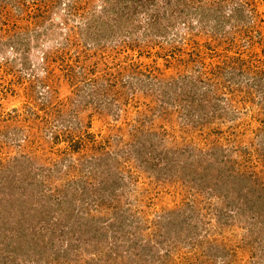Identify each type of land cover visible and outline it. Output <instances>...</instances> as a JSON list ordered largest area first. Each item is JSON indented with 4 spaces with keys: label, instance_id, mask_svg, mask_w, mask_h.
<instances>
[{
    "label": "rangeland",
    "instance_id": "obj_1",
    "mask_svg": "<svg viewBox=\"0 0 264 264\" xmlns=\"http://www.w3.org/2000/svg\"><path fill=\"white\" fill-rule=\"evenodd\" d=\"M74 1L82 20L68 17ZM157 1L163 7L156 10L170 13L168 0ZM201 3L210 6L207 33L199 31V11L146 36L142 27L107 32L102 49L76 27L86 24L85 9L102 10V0H0L8 11L5 29L16 28L0 48V264H264L263 90L244 79L236 102L210 124L197 117L213 102V94L202 95L204 85L192 103L197 119H191L199 122L189 121L179 103L167 104V114H152L144 111L143 98L136 110L131 84L121 87L120 99L110 92L101 109L96 102L102 97L88 94L95 76L102 82L98 86L105 85L125 69L121 82L132 80L137 89L131 75L138 68L176 75L179 67L166 61L179 55L185 61H225V38L233 34L244 41L255 29L264 36V0ZM239 4L258 16V28L240 25L235 32L232 16ZM148 7L140 10L141 20L149 19ZM219 16L223 27L212 28ZM188 24L193 28L184 42L172 41ZM151 37L154 44L147 45ZM257 44L263 55V43ZM85 65L94 70L83 78ZM176 77L172 88L184 79ZM49 98L53 105L45 106ZM188 150L190 158L205 153L213 165L209 171L220 170L222 160L223 169L237 171L241 165L253 173L258 178L253 208L236 205L242 200L227 181L204 180L203 166L185 171L188 185L174 163L178 157L187 162ZM166 155L173 163H163ZM229 212L236 215L226 218ZM75 251L82 259L67 263Z\"/></svg>",
    "mask_w": 264,
    "mask_h": 264
},
{
    "label": "trees",
    "instance_id": "obj_2",
    "mask_svg": "<svg viewBox=\"0 0 264 264\" xmlns=\"http://www.w3.org/2000/svg\"><path fill=\"white\" fill-rule=\"evenodd\" d=\"M148 1H149V5L152 6V8L147 6ZM168 1H169L167 2L169 3L167 4L168 6H171L172 4V9L169 11L170 13L164 10L163 11L156 10L159 9L160 7H163V6H158L159 1L157 0H102L103 6L100 7L102 10L100 12H97L96 9L99 7H93V6H91L89 11L85 9L87 25L86 24L82 26L78 25L76 27L79 29L78 31L81 32L83 35H85L87 38H89V36L90 37L92 36L90 39H92L94 43H96L95 46L97 45L99 47L100 42H102L103 39L108 38L110 32H116L121 28H125V27L127 28L128 26L130 29L133 28L134 31H136V29L142 27L144 28L143 36H146V35H150L151 33L150 31L153 28H160L161 30L162 29L166 30L169 26L174 27V24H176L177 22L179 23V21H177L179 18L183 17L184 20H187L188 18L187 16L191 15V13H195V15H198L200 11L202 12L201 15L203 16L200 15L201 17L197 18V22L200 24L199 31L202 33H207V29H206L207 24H205L204 22H207L208 20L206 17H207V13L210 10V6L208 8L206 7L207 9H205L201 3L203 0H193V1L168 0ZM75 3L76 1L71 3L70 10H68V17L75 16L74 18L77 19L78 18L77 16H79V18L81 19L83 14L79 13V9L77 8V5ZM147 7L148 9L146 11H149L150 9V12H147L146 14H148V16L150 17L149 19L141 20L139 17L140 10L146 9ZM235 9H236L235 15L233 16L228 15V16H232V20L234 21L232 26L235 27V32L236 30L238 31L241 29L240 25L244 26L245 27L244 30L246 31H248L249 26L251 29H253L254 27L258 28V22H257L258 16H255L253 18L252 14L249 13L247 10H245L244 4H239V6H237ZM7 12L8 11L5 10L3 7H0V48L2 45L1 43H3V45L8 43V41L4 43V39L8 31H10V29L13 31L11 38L15 37L14 33L16 32L15 26L5 29V26L8 27V25L5 24L7 20V15H6ZM215 14L216 13H214V15ZM89 15L91 16L90 20H89ZM223 16L225 17L224 13ZM68 17L67 16L64 17L65 18L64 21L66 24L68 22ZM224 17H222V19H225ZM220 18L221 16L215 18V23L214 25H212V28H215V26L216 29L223 27L220 24L221 22ZM228 21H231V19H229ZM56 24L60 25L61 23H59L58 21L56 22ZM187 28L188 30L184 32L183 35L181 34V36H178L177 34L176 37L172 39V41H177V38L180 37V40L184 42L185 35L190 34L193 25L188 24ZM199 31L197 30L196 33L198 34ZM255 31L257 34H253L252 37H251L252 32L248 31L246 33V39H244V41H241V39L239 40V36L236 37L233 34L232 37H229L228 39L225 38V61H185L184 57L180 55L177 58V61H166L169 67L170 66L173 68H175L176 66L179 67V71L176 75L178 76L183 75L184 79L180 82L177 88H172L173 87L172 82L173 84L178 82L177 80L176 81L173 80L177 78L175 73L169 75V73L165 70L152 67L149 70L138 68L136 71L132 73L131 76L136 78L139 84L137 89L132 86V83H134L132 80H126L124 82H121L122 80H124L125 76H128L122 74L123 70L125 69H123L122 72H120L117 77H113L112 79H109L107 83L103 81L105 85L101 84L100 86H98V83H102V82H99L97 76L94 75L95 78L92 77L91 80L93 87H90L88 94L92 96L97 95V100H99L102 97V99H100L101 102L98 101L96 102L97 105L96 108L101 109L104 106L105 100L110 98V92L115 94V96L118 99H120V97H122V95L125 94L123 91H120L121 87H123L124 84L125 85L131 84L132 92L135 95V97H133L132 100L137 101V104H133L134 105L133 108H136V110L140 108L141 104H139V102L140 100L143 101V98H144V105H143L144 111L149 110L151 111L152 114L153 111L154 112L156 111L157 114H161V115L167 114L168 113L167 104L171 103L173 105L179 103V105H181L182 108L186 106L184 108H186V112H187L186 115L189 117V121L199 122V121H193L191 119V117H193L194 119L196 118L193 116L192 109L194 106L193 102L195 101L194 97L196 96L197 93L201 92L200 91L202 90L201 85H204L203 88L205 87L204 88L205 90L203 91L202 95L213 94V102L211 103L210 108L208 110L202 113L199 112L197 117L200 116L199 120L201 123L210 124L212 120L217 119L218 117L223 115V112L226 113L229 110L228 106H231L233 103L236 102V97L240 96V93L238 92L242 91L241 90L242 85L240 84V82L242 83L244 79L249 81L252 87L263 90L262 101L264 103V53H263L264 36L263 33H261V31L258 32L257 29H255ZM145 39H147L146 40L147 45H149V43L154 44V40L152 39V37L150 39L148 38ZM11 42L13 44L19 43V41H11ZM258 42L260 44L263 43V47H261L263 50L262 52L263 55H259V47L257 44ZM102 46L100 45L101 48ZM171 48L172 47H170V51H172ZM205 48L206 47L202 48L204 54L205 52L207 53ZM208 49L210 51H213V49L210 47ZM196 55L201 56L202 53H196ZM259 57L263 59H259ZM81 67H82L81 73L83 78L88 77V75H92L91 74L92 72L90 70H94V66L92 68L89 67L88 65ZM186 69H189V71L186 72L185 71ZM195 71H197V74L194 73ZM249 73L251 74L250 77H248ZM222 77H223V81L220 79ZM150 81H153V84L155 85L154 88L152 87L151 89H149L145 87L148 84L147 82ZM220 84L223 85L221 86ZM179 87L180 89L178 90ZM217 89L219 90L221 89V90L217 91ZM137 91H139L142 94L141 99H140V94L136 95ZM250 99H253V97H250ZM52 102H53L52 98L51 99L49 98L46 101H44L45 104L48 103L53 105ZM163 102H165V105ZM48 104L45 106H48ZM122 104L123 103H120L121 106ZM125 107L127 108L126 105ZM116 110H119V108H117ZM36 128L40 129L41 128L40 124H37ZM192 155L193 153H190L188 150V154L186 155L188 160L187 162L182 161L179 157L176 158L177 161L175 160L174 162L175 164L178 163L176 165L180 166V170L181 172H183V174H186L185 173L186 170L190 171L191 167L193 170H195L196 168L201 170L202 168L201 166H203L204 168L203 171L206 172L199 171L198 169L197 170L201 172L204 180L205 179L210 181L214 180V182L217 180L218 181L217 184L219 185L220 183H225V181H227L226 187L231 188V190L235 189L238 193L236 199L240 198L242 200V201H235L236 205L237 204L241 205L240 206L241 209H243V207L246 206L249 209L253 208L252 207L253 201H256V196H257L255 194V189L258 186L257 184L258 178L252 176L253 173L247 172V170L244 167H241V165L238 166L237 171L231 169L228 170L223 169V167L221 166L225 167V165L222 163V160L221 161L217 160L219 167L216 166V170L220 168L222 173L221 175L218 172L220 170L216 172H213L212 170L211 171L208 170V165H212V164L211 163L209 164V160H207L208 157L207 155H205V153L201 152L200 155L196 154V156L194 155L195 157L190 158ZM217 155L218 154H216L215 157ZM261 155L264 156V152H262ZM165 158H167V155L165 156ZM171 158L172 157H168L166 160H163V163L166 164L167 161L173 163L172 161L173 159ZM243 165H245V163ZM183 176H184L183 178L185 179L186 182H188L187 184L189 185L190 179L186 177L188 175L186 174ZM218 190L220 191V188ZM218 195L216 196L219 197ZM261 197L263 198V196ZM239 202L242 203L240 204ZM232 204L234 205L233 202ZM251 213H252V217L255 220L256 217L254 211L251 210ZM235 215L236 212H229L226 218L231 216L233 217ZM251 234H252V230H251ZM69 247L70 248H68V250L71 249L70 245ZM68 250L66 248L64 252H67ZM67 253H66V257L70 256ZM81 253L82 252L80 251H75L72 254L73 258L71 257L68 258L66 262L69 263L72 260L77 261L78 258L82 259L81 257H83V254L81 255Z\"/></svg>",
    "mask_w": 264,
    "mask_h": 264
}]
</instances>
